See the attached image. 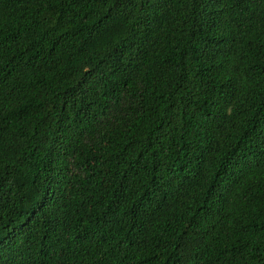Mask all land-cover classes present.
<instances>
[{"label":"trees","instance_id":"trees-1","mask_svg":"<svg viewBox=\"0 0 264 264\" xmlns=\"http://www.w3.org/2000/svg\"><path fill=\"white\" fill-rule=\"evenodd\" d=\"M0 264H264V0H0Z\"/></svg>","mask_w":264,"mask_h":264}]
</instances>
